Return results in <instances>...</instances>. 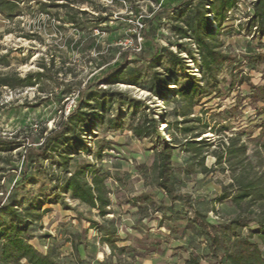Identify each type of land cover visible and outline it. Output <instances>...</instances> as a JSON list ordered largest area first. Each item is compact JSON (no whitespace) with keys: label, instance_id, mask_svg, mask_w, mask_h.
<instances>
[{"label":"rangeland","instance_id":"obj_1","mask_svg":"<svg viewBox=\"0 0 264 264\" xmlns=\"http://www.w3.org/2000/svg\"><path fill=\"white\" fill-rule=\"evenodd\" d=\"M191 1L163 0L161 6L153 0H20L12 18L0 14V228L10 224L11 204L29 218L35 249L52 254L59 264H78V255L85 264H184L193 251L202 264H209L207 238L191 227V209L182 199L172 201L158 185V136L138 140L131 131L153 119L173 145L175 190L188 195L190 204L206 212L211 223L264 214L262 202L254 204L249 198L239 207L233 201L242 184H254L264 193V111L248 100L254 88L264 85V58L253 61L264 56V36L250 29L256 0H237L232 9L230 0H204L212 33L203 32L238 69L231 75L224 64L220 91L200 103L182 94L191 82L203 85L201 56L194 40L181 39L174 31L189 17L196 3ZM181 5V11H174ZM99 16L106 21L98 24ZM162 49L167 51L155 61ZM241 74L248 76L243 85ZM17 75H31L34 86H1L7 78L16 81ZM93 92L103 109L91 97ZM115 93L119 96L111 105ZM86 102L96 108L88 109L89 132L80 146L75 147L78 138L73 135L74 141L60 149L72 158L69 173L52 164L49 156L43 162L62 184L65 176L88 165L89 182L92 172H101L111 203L105 218L68 193L56 204L44 196L41 204L35 203L21 183L26 148L41 144L44 129L54 130ZM31 173L32 167L28 176ZM24 182L41 194L38 180ZM63 201L72 210H66ZM156 208L167 210L162 225ZM103 226L118 232L113 255L103 239ZM4 244L0 240V264H27L4 255ZM151 245H156L155 253L148 252Z\"/></svg>","mask_w":264,"mask_h":264},{"label":"trees","instance_id":"obj_2","mask_svg":"<svg viewBox=\"0 0 264 264\" xmlns=\"http://www.w3.org/2000/svg\"><path fill=\"white\" fill-rule=\"evenodd\" d=\"M153 1L163 6V0ZM191 2L196 3L191 4L192 7L189 10V17L187 20L180 23L181 25L174 26V31L181 39L194 40L201 56L203 85L200 86L195 82H191L186 85L185 91L182 94L187 101L191 102L196 99L197 103H200L202 100L220 91L217 89L220 83L219 76L223 72L222 66L224 64H227L228 71L231 70V75L236 72L238 66H236L233 58L220 50V47L211 40V37H206V35L209 36L212 33L211 23L207 17V2L204 0H192ZM237 2V0H230V4L228 5L229 8H234ZM19 3L20 0H0V14L8 19L12 18L19 10ZM182 7L183 5L179 6L174 11H181ZM139 12V8L134 9V13L138 14ZM181 13L182 12H180V14ZM105 21L106 18L102 16L98 17V24H102ZM215 22H220L219 17L216 16ZM196 24H199V26ZM253 28H256L258 33L264 36V0L255 1L254 14L250 24V29L252 30ZM203 31H205L206 35ZM163 50L167 51L166 49H162V51L154 57L155 61H160ZM170 54L176 57L174 53ZM263 58L264 56L259 54L253 58V61ZM184 63L185 62H182L183 72H185ZM119 71L120 70H116L115 74ZM16 79L17 80L13 82V80H8L7 78L1 82V86H7L11 89L34 86L31 75H28L24 79L17 75ZM246 81H248V76L246 74H241L239 83L241 82L243 85ZM129 84L137 85L135 82H130ZM115 96H119V94L115 93L110 95L111 105L114 103L113 97ZM91 97H94L99 107L103 109L104 104L100 102V96L93 92ZM47 100H44L42 104L46 103ZM248 100L253 106L259 105L264 111V85L254 88ZM136 103L137 105L142 104L141 102ZM197 105L198 104L195 103L193 107ZM139 107L140 106H137V108ZM236 107L237 106L233 109H237ZM89 108L96 110L91 104L87 102L84 103L82 108H77L68 116H64L63 120L54 130L48 132L44 129L42 131L43 142L41 144L37 146L30 145L26 148L23 157L24 171L21 177V183H25L26 195L31 196L35 203L41 204V197L44 196L50 203L56 204L58 199L63 198L62 193H68L74 200L87 205L92 210H98L99 215L105 218V216L109 214L107 208L111 203L106 196L105 179L101 172H92L89 182L86 180L85 176L88 165L83 171H77L71 174L70 177L65 176L62 184L61 182L58 183L53 176H50L43 162V157L49 156L52 164L59 167L60 170L64 171L66 174L69 173L72 158L61 152L60 149L69 142L74 141L75 138L73 135H77L78 138L75 147L82 144V139H84V136L89 132L92 124ZM150 127L152 130H150ZM166 127L168 129L167 131H169L171 129V124H168ZM131 131L138 140L148 139L152 135L158 136V147H160L158 149V185L169 195L172 201L182 199L191 209L193 214L190 222L191 227L201 229L207 238L205 240V247L211 256L209 264H264V214L255 216L240 214L224 222L219 221L211 223L206 212L190 204V197L188 195L175 190L171 179L173 157L171 150L173 145L167 142L166 138L162 137L157 120L153 119L137 124ZM260 135L264 136V124L261 127ZM193 142L194 141L187 143L191 145ZM201 143V141L198 142V144ZM30 167H32V173L28 176ZM26 179L38 180L41 186V194H34L28 184L24 182ZM240 189L238 194L233 197V201L237 206L241 207L242 203L249 198L254 204L258 202L264 203V193L262 191L259 192L254 184H242ZM6 195L7 191H5L4 197ZM140 203H147V201H140ZM62 204L66 210H72L66 201H63ZM159 211L162 213L159 224L162 225V220L167 216V210L165 208H156L155 212ZM7 215L9 216L10 224L6 226L3 225L1 226L2 228H0V240L6 241L3 248L4 255H8L11 261L19 263L25 260L27 264H59L52 254H42L31 244V241H33L35 237L29 234V218H24L11 204L7 207ZM92 223L94 226L98 225L94 221H92ZM103 227V239H106L110 244L113 255V252L116 251L114 244L118 242V232L114 227ZM84 245L86 246L87 244L84 242ZM8 248H10V250ZM156 251V245L148 247L149 253H155ZM121 252H127V250H121ZM141 257L143 258L144 255ZM77 262L78 264H85V261L79 255L77 257ZM105 262L106 261L101 263L104 264ZM184 264H202V258L197 252L193 251L190 252L189 258Z\"/></svg>","mask_w":264,"mask_h":264}]
</instances>
